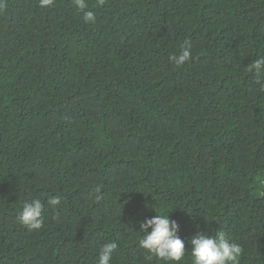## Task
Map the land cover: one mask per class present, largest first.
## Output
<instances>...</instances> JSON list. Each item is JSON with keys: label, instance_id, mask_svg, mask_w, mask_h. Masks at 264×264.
<instances>
[{"label": "trees", "instance_id": "trees-1", "mask_svg": "<svg viewBox=\"0 0 264 264\" xmlns=\"http://www.w3.org/2000/svg\"><path fill=\"white\" fill-rule=\"evenodd\" d=\"M5 3L0 264H98L109 241L111 264H169L139 246L156 212L180 225L181 264L209 230L264 264V74L248 70L264 0H86L94 23L74 0ZM34 198L39 230L18 220Z\"/></svg>", "mask_w": 264, "mask_h": 264}, {"label": "clouds", "instance_id": "clouds-1", "mask_svg": "<svg viewBox=\"0 0 264 264\" xmlns=\"http://www.w3.org/2000/svg\"><path fill=\"white\" fill-rule=\"evenodd\" d=\"M76 7L83 13L85 22H95V14L87 11L86 0H74ZM100 4L104 0H99ZM52 0H39L41 7H48ZM7 7L5 0H0V10ZM192 59V45L185 41L180 46L178 54L169 56V61L176 68H181ZM248 70L259 75L264 74V57L255 59ZM99 191V189H97ZM100 197H97L99 200ZM47 203L55 209L60 205V197H53ZM44 203L40 198L25 201L18 216L19 222L29 230H39L44 224ZM139 246L151 256H155L169 264H181L186 254L185 240L180 236V225L176 220L169 218V214H158L141 222ZM150 229V231H149ZM190 255L192 264H240L243 247L230 240L223 230L215 234L197 232L190 241ZM118 244L113 241L104 243L99 251L98 264H111Z\"/></svg>", "mask_w": 264, "mask_h": 264}]
</instances>
